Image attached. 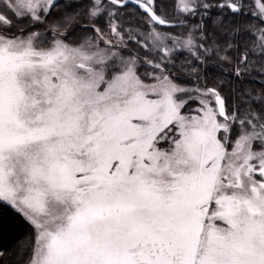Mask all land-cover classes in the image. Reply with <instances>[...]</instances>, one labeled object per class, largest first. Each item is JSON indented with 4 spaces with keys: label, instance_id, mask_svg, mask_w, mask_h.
I'll return each mask as SVG.
<instances>
[{
    "label": "snow or ice",
    "instance_id": "6c2138e0",
    "mask_svg": "<svg viewBox=\"0 0 264 264\" xmlns=\"http://www.w3.org/2000/svg\"><path fill=\"white\" fill-rule=\"evenodd\" d=\"M0 264H264V0H0Z\"/></svg>",
    "mask_w": 264,
    "mask_h": 264
},
{
    "label": "trees",
    "instance_id": "16d2710c",
    "mask_svg": "<svg viewBox=\"0 0 264 264\" xmlns=\"http://www.w3.org/2000/svg\"><path fill=\"white\" fill-rule=\"evenodd\" d=\"M11 243V237H4V238H0V247L8 245Z\"/></svg>",
    "mask_w": 264,
    "mask_h": 264
}]
</instances>
